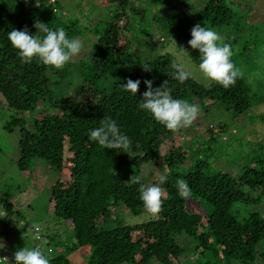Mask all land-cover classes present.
I'll list each match as a JSON object with an SVG mask.
<instances>
[{"label": "trees", "instance_id": "16d2710c", "mask_svg": "<svg viewBox=\"0 0 264 264\" xmlns=\"http://www.w3.org/2000/svg\"><path fill=\"white\" fill-rule=\"evenodd\" d=\"M131 1L102 0L103 5H114L117 10L91 45L89 65L67 64L66 89L68 84L77 89L81 94L78 102H69L68 93L55 97L50 88L54 83L48 76L50 67L37 59L22 62L18 50L8 40V32L13 28L27 27L31 35H36L33 25L37 20L53 30L63 27L70 38L81 37L78 23L58 17L56 0L52 3L35 0V6L31 7L15 0L14 11L5 0L0 3V108L10 112L3 130L8 134L17 131L19 135L15 162L18 170L27 171L32 162L40 160L54 176L49 190V212L72 230L70 246L40 234L46 240V248L38 244L33 248H40L50 257L51 264H74L69 254L83 248L88 253L86 264H152V260L158 264H178L185 247L192 244V264H254L258 258L264 259V250L257 251L260 243H264V218L259 212L240 218L233 206L240 202L254 205L262 197L264 159L258 160V167L246 166L235 177L221 170L211 172L209 167L215 158L212 144L219 142V137L222 142L227 141L224 124L208 129L210 136L197 153H202V159L194 163L189 160L188 148L184 151L174 146L161 155V146L172 139L175 131H169L151 113L138 107L147 91L145 80L153 81V87L168 81L174 98L208 102L205 108L218 104L234 116L249 109L250 90L243 79L228 88L216 82L205 87L194 78L181 83L170 75L173 71L170 64L175 60L170 54L160 55L135 69L123 66L129 48L123 31ZM147 1L155 5H176L186 0ZM233 18L232 9L223 0H208L196 12L167 16L165 21L178 51L184 47L189 52L185 54L198 66L200 54L188 44L193 25L204 22L206 27L220 28L228 26ZM231 59L236 65L235 59ZM106 79H110L109 83L99 86ZM128 79L141 81L136 95L123 89ZM40 103L57 113L34 117L39 115ZM104 116L112 117L121 132L129 137L130 146L140 150L130 162L134 175L140 172V166L159 159L167 165L162 211L141 223L103 226L116 206H123L135 216L148 214L140 199L139 184L125 181L120 174L119 162L126 158L128 151L105 149L89 139L90 131L99 126ZM185 163L188 165L183 166ZM181 178L191 188L189 198L179 195L176 181ZM142 183L145 184L143 180ZM256 191L259 196L252 195ZM188 199L198 203L204 214L189 211ZM0 204L7 214L20 217L7 199L0 198ZM22 224L25 228L30 225L26 220ZM56 245L64 251L55 252Z\"/></svg>", "mask_w": 264, "mask_h": 264}, {"label": "rangeland", "instance_id": "374dc122", "mask_svg": "<svg viewBox=\"0 0 264 264\" xmlns=\"http://www.w3.org/2000/svg\"><path fill=\"white\" fill-rule=\"evenodd\" d=\"M5 1L14 11L15 0ZM18 1L30 7L36 4L35 0ZM56 1L58 2V17L65 22L75 20L82 33V36L78 38L82 40L84 48L68 64L83 62L84 66H87L92 56L91 45L96 42L117 8L114 5H103L102 0ZM207 1L186 0L184 3L176 5H155L147 0H132L127 11L126 30L123 31V37L127 38L129 44L128 55L123 59V66L135 69L160 55L170 54L177 62H184L198 68L187 54L178 51L176 44L167 32L165 18L176 16L182 12H196L203 8ZM223 1L232 9L233 21L228 26L210 29L222 35L224 42L232 46L234 52L232 58L235 59L236 66L245 72L243 80L250 90L248 100L250 107L245 113L234 116L231 111L225 110L218 104L205 108L204 106L208 102L204 104L196 99L186 100L199 106L198 119L190 126L176 130L172 139L163 143L160 154L164 155L174 146L180 147L184 151L188 148L187 151L190 153L187 155H189L190 162L194 163L197 159H202V153L200 155L197 153L210 136L208 129L218 124H224L227 127V132L224 134L227 141L222 142L219 137L217 139L219 142L212 144L215 158L212 159L209 169L211 172L221 170L235 177L246 166L258 167L260 162L258 160L264 159V0ZM1 2L2 0H0ZM52 2L53 0H50V3ZM139 10L143 12L139 13ZM196 24H200L202 27L206 26L204 22H196L193 26ZM197 53L200 54L198 50ZM66 66L60 70L50 67L48 76L54 81L50 84V88L55 97L68 93L67 100L69 102L81 101V94L73 85L68 84L66 89L68 80L64 77L67 72ZM193 78L205 86L202 74L197 72ZM109 81L110 79H106L99 82V86H106ZM210 84L211 82H208V86ZM38 111L39 115H34L36 118H40L46 113H57L43 103L38 105ZM9 114L8 110L0 108V198L7 199L13 205L14 210L18 211L20 217L18 218L15 214V216L7 214L0 204V237L6 245V247L0 248V258L7 257L10 264H15L13 254L18 249L25 246L32 249L35 244L41 248H46L47 243L42 236L41 239L37 240L34 233L28 231L33 224L40 226V234L43 236L46 234L52 237L53 241L63 242L66 246H70L72 230L63 221L55 219L49 212V190L54 176L49 174L43 162L40 160L32 162L27 171H20L16 167L19 135L17 131L8 134L3 130V125L9 118ZM22 115L20 116L23 117ZM127 151H125L127 152L126 158L119 162V168L123 179L130 181L134 175V169L130 162L132 158L140 154V150L130 146ZM188 163L183 166L188 165ZM163 166L162 159L142 165L139 167L140 172L137 173V176L142 177L145 185L158 183V175L164 173ZM245 190L248 189L245 188ZM252 195L259 196V193L256 191ZM233 207L238 210L237 213L240 218L246 217L250 212H259L264 218V192L260 200L254 205L246 206L240 202L234 204ZM187 209L191 212L196 211L204 214L198 203L191 199L187 200ZM152 216L149 213L138 216L132 215L120 205L111 209V217L103 222V226L111 228L120 224H137ZM23 220L28 221L30 225L25 228L22 224ZM181 238L185 240L183 237ZM191 246L192 244L185 247V252L179 258L178 264H192ZM54 248L55 252L64 251L58 245ZM261 248L264 250V243H260L257 251L260 252ZM87 256V250L83 248L69 254L68 258L74 264H86ZM152 264H158V262L152 260ZM254 264H264V259L258 258Z\"/></svg>", "mask_w": 264, "mask_h": 264}, {"label": "clouds", "instance_id": "9594fccd", "mask_svg": "<svg viewBox=\"0 0 264 264\" xmlns=\"http://www.w3.org/2000/svg\"><path fill=\"white\" fill-rule=\"evenodd\" d=\"M33 26L37 29L36 35H31L27 27L23 30L13 28L8 32V40L12 47L18 50L22 62L30 63L33 59H37L45 66L60 70L84 48L82 40L78 37L70 38L63 27L53 30L48 24L39 20ZM172 39L176 43L174 38ZM188 44L200 53L198 68L173 60L170 64L173 70L170 75L173 79L183 83L198 72L202 74L206 87L208 82H216L228 88L244 78V70L232 62L231 58L234 54L232 46L225 43L224 37L215 30L196 24L191 29V39ZM179 49L182 53H189L184 47ZM143 68L149 71L146 66ZM143 83L147 86V91L143 93V99L140 100L138 107L151 113L155 120L169 131L186 128L198 119L199 106L174 98L168 87V81H164L160 87H153L151 80H145ZM140 84L139 79H128L122 87L125 91L136 95ZM89 139L105 149L116 151H127L131 143L129 137L121 132L117 122L110 116H104L99 121V126L90 131ZM163 168L164 173L158 175V183L145 185L142 183V177L137 175H133L129 182L139 184L138 191L144 210L152 215L159 214L163 208L165 190L162 185L167 182V165ZM176 187L181 197L191 196V188L185 179H178ZM33 230L35 239H41L40 226L33 224L28 231ZM4 247L6 245L0 237V248ZM13 257L15 264H51L50 257L40 248L30 249L25 246L15 251ZM0 264H10V261L7 257H3L0 258Z\"/></svg>", "mask_w": 264, "mask_h": 264}, {"label": "built area", "instance_id": "2783aa9c", "mask_svg": "<svg viewBox=\"0 0 264 264\" xmlns=\"http://www.w3.org/2000/svg\"><path fill=\"white\" fill-rule=\"evenodd\" d=\"M223 139L225 140V137Z\"/></svg>", "mask_w": 264, "mask_h": 264}]
</instances>
